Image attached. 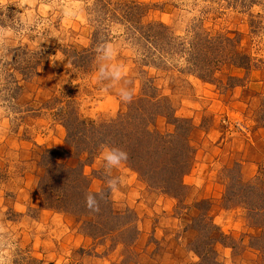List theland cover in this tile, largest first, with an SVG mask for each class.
I'll list each match as a JSON object with an SVG mask.
<instances>
[{"label":"rangeland","instance_id":"1","mask_svg":"<svg viewBox=\"0 0 264 264\" xmlns=\"http://www.w3.org/2000/svg\"><path fill=\"white\" fill-rule=\"evenodd\" d=\"M72 3L83 12L65 21ZM28 17L22 37L0 43V107L11 109L0 113V245H13L11 264H264V0H0V28L19 32ZM104 41L126 69L113 88L95 76ZM146 128L174 149L131 153L130 132ZM102 146L128 160L109 172ZM59 165L85 176L77 193L46 180ZM101 192L89 211L85 196Z\"/></svg>","mask_w":264,"mask_h":264},{"label":"clouds","instance_id":"2","mask_svg":"<svg viewBox=\"0 0 264 264\" xmlns=\"http://www.w3.org/2000/svg\"><path fill=\"white\" fill-rule=\"evenodd\" d=\"M62 7V15L65 21L75 20L83 12V8L76 3L65 4ZM21 23L24 24V28L19 32H14L11 29L0 28V43H6V38L9 36H15L17 39L22 37L24 33L28 30L30 26L35 24V20L31 17L25 18ZM19 26V25H18ZM51 25L48 22H43L38 26V31L43 30L44 28H50ZM96 54V64L97 70L95 72L96 79L105 83L106 88H113L120 85V82L125 79L126 69L125 67L116 62L115 58L117 56V48L107 41L100 42L94 49ZM117 94L122 102L130 103L133 99V92L127 86H119L117 89ZM0 107V113L6 115L11 114V109L6 106ZM101 158L104 162L106 170L109 172L112 169H119L123 163L128 160V153L119 147H107L102 146ZM121 183L119 177L108 178L106 180L107 190L109 192H115L118 190V187ZM98 196L102 199L103 192L101 193H88L85 196V206L91 212H99L100 204ZM0 251V264H11L10 258L6 256L5 252H10L13 245L5 240Z\"/></svg>","mask_w":264,"mask_h":264},{"label":"trees","instance_id":"3","mask_svg":"<svg viewBox=\"0 0 264 264\" xmlns=\"http://www.w3.org/2000/svg\"><path fill=\"white\" fill-rule=\"evenodd\" d=\"M135 112L142 116L143 111L141 110V108H136ZM139 115L137 117H133L132 120H137L136 126L145 127L146 119L143 120L142 117L139 116ZM151 116H152L151 118H153L155 116V114H154V116L153 115H151ZM176 122H178V121H176ZM121 124H122V122L113 123V124H111V126H109V125L105 126V128H108V130H107L109 132L108 134H113V133H111L112 131L117 132V130L119 131V129L121 127H123V125H121ZM91 129H92V132H94L98 128H96V126H95V127H92ZM138 130L139 129H136V130H132L130 132V133H132L134 135L135 138H136V134H137V138H136V140H135V138L133 139L134 141H132L133 143H132L131 147L128 145V148H129L131 153L143 154V153H141L142 150H147V153H149L148 150H150V148H148V145H150L151 143L154 144V147L156 148V151H160L161 152V151H164V149H166V150L169 149V151H172L174 149V148H172V145H170L171 144L170 141H169L168 147L162 146V144H160V143H164L163 139H161L162 136L156 135L157 137H154L153 133L148 131V128L141 129L140 131H138ZM126 134H128V133H126ZM106 136L108 137V135H106ZM146 136L155 138L154 139L155 142H153V141L149 142V140H147ZM71 137L75 138L74 140H77V138H78V137L77 138L75 137L74 133H71ZM169 137H171V136H169ZM78 140H77V142H78ZM85 140L86 139L84 138V140H82V142H85V144H87V141H85ZM129 144H130V141H129ZM169 146L171 148H169ZM89 152H91V151H89L88 149H84V153L90 154ZM174 158H177V157H174ZM55 167H57V168H55ZM50 169H51L50 171H52L53 173L57 172L59 175L58 176L53 175V173L51 172L52 175L47 177L46 180L50 179V181L53 180L54 182H58L59 185L63 184L62 187L60 185L62 190H65V187H69V188L73 187V189H75L76 193H77V191L81 189V187H82L81 185H84V183L87 182L86 179H85V176L83 175V173L79 169L78 170H76V169H66V168H64L61 165L52 166ZM176 171H177V169H176ZM176 171H175V173L177 174ZM73 175H76V179H75V177L74 178L71 177ZM50 185H51V183H50ZM50 185H47V188H49ZM44 189L46 190V187ZM254 190L255 189L253 187H251V188H248V190L246 192L254 193ZM246 194L248 195V193H246Z\"/></svg>","mask_w":264,"mask_h":264}]
</instances>
